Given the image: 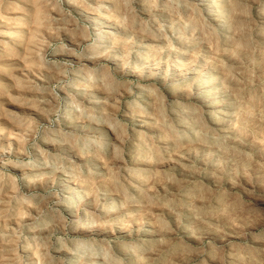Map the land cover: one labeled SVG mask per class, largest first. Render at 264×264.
I'll return each mask as SVG.
<instances>
[{
	"label": "rangeland",
	"instance_id": "374dc122",
	"mask_svg": "<svg viewBox=\"0 0 264 264\" xmlns=\"http://www.w3.org/2000/svg\"><path fill=\"white\" fill-rule=\"evenodd\" d=\"M0 264H264V0H0Z\"/></svg>",
	"mask_w": 264,
	"mask_h": 264
},
{
	"label": "bare ground",
	"instance_id": "6f19581e",
	"mask_svg": "<svg viewBox=\"0 0 264 264\" xmlns=\"http://www.w3.org/2000/svg\"><path fill=\"white\" fill-rule=\"evenodd\" d=\"M210 5V4H209ZM100 30V29H99ZM97 31V30H96Z\"/></svg>",
	"mask_w": 264,
	"mask_h": 264
}]
</instances>
